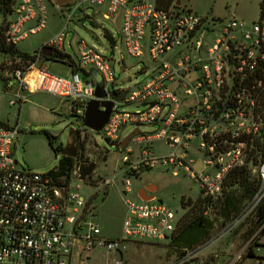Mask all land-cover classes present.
I'll return each instance as SVG.
<instances>
[{"label":"built area","instance_id":"2783aa9c","mask_svg":"<svg viewBox=\"0 0 264 264\" xmlns=\"http://www.w3.org/2000/svg\"><path fill=\"white\" fill-rule=\"evenodd\" d=\"M105 4L106 20L113 19L117 10L122 9L118 40L125 53L137 59L147 56L153 67L148 82L134 91L113 89L114 61L107 56L109 52L80 40L76 59L65 53V47L72 48L67 41L72 16ZM12 17L4 34L6 43L16 47L29 34L45 27L43 0H14ZM65 18V27L36 53L16 60L6 57L2 62L5 91L13 96L10 105L25 103L24 93L47 92L60 98L70 116L82 122L88 102L95 100L96 86L90 71L96 70L103 82V100L113 103L109 118L98 133L103 134L108 144L120 149L122 130L127 127L137 130L130 142L139 147L138 155L120 149L126 153L119 174L123 179L119 190L126 209L125 241H164L174 232L178 220L155 199L139 204L132 201L128 197L132 192L128 177H138L161 166L175 177L183 174L198 183L202 199L213 200L222 195L228 174L245 165L248 139L259 133V121L253 114L257 99L251 91L262 88L263 83L259 81L249 89L239 85L233 93L230 85L232 79L241 81L257 62L264 61V27L248 30L242 22L232 20L221 23L216 37L210 40L203 19L189 11L158 9L147 0H74ZM33 21L37 25L24 30ZM111 41L113 51L120 52L116 42L112 38ZM43 48L50 49L52 55L61 53L73 60L75 65L68 66V77L48 72L42 65ZM144 65L140 72L147 71ZM132 76L130 80L135 78ZM118 97L120 101L116 100ZM127 105L138 109L126 112L122 107ZM142 127L155 130L144 134L140 132ZM17 133V126L0 128V264H91L96 251L105 254L119 251L124 241L101 237L99 227L85 218L90 196L81 195L79 164L66 179L18 169L12 158ZM194 139L198 142L195 151L199 170L193 168ZM154 143H162L169 151L156 155ZM252 173L257 176L259 187L240 213L226 224L221 233L223 238L264 201V162L254 167ZM112 184L115 185V178L101 182L104 187ZM70 209L72 212L68 214ZM209 213L208 207L203 216ZM263 227L264 224L258 232ZM252 239L228 264L242 260ZM210 246L206 242L182 249L170 264H218L217 255H205Z\"/></svg>","mask_w":264,"mask_h":264},{"label":"rangeland","instance_id":"374dc122","mask_svg":"<svg viewBox=\"0 0 264 264\" xmlns=\"http://www.w3.org/2000/svg\"><path fill=\"white\" fill-rule=\"evenodd\" d=\"M153 3V0H147ZM261 0H173L172 5L178 6V12H191L204 20L203 28L207 30V37L214 39L218 33L221 23L236 21L242 22L246 29L252 30L254 26L264 27V13L260 9ZM45 7L46 25L36 34H29L25 40L20 42L16 48L23 53H34L47 43L53 36L61 31L66 24V9L59 8L53 0H43ZM106 4L102 7L86 8L84 14L76 12L68 26L69 36L72 48L65 47V53L76 59L78 42L83 40L89 46H96L103 52H109L107 56H112L113 71L115 73L114 90H126L128 88L134 91L143 87L152 74L153 67L147 56L143 59L132 58L125 53L124 48L119 44V34L122 25V9H118L111 20L105 19ZM168 10H174L170 7ZM13 20V17L3 18L0 16V26L5 22ZM37 25L36 21L25 25L24 30ZM110 38L116 42L118 51H113V45ZM123 55V59L121 58ZM7 56L0 57V65ZM145 64V65H144ZM48 68L52 75L66 78L69 75V67L57 62L55 59L45 60L42 64ZM147 68L146 72H140L139 69ZM135 75L133 80L130 77ZM111 88V91L113 90ZM27 100L21 106L18 104L11 106L10 101L13 96L10 91H5V84L2 80L0 70V122L9 127L17 126V136L12 147V158L17 161L18 169L28 170L37 174H48L54 170L60 159V152L66 144L68 130L70 128L78 131L83 142L82 154L90 162L95 163L96 167L90 178L79 181L82 187L81 195L90 196L85 211V218L95 223L103 236L109 240L124 241L120 250L109 252L107 254L96 251L92 257L91 264H170L177 258V254L171 247L170 239L164 241L151 242H126L123 233V223L126 216V209L119 187L122 184L121 160L125 156V150H120L116 146L108 144L103 134L84 129L82 122L74 116H70L69 110L63 101L47 92L24 93ZM126 112H134L138 108L135 105L122 107ZM259 125L263 123L259 120ZM133 127H127L122 130L121 139L126 138L133 132ZM155 127H142L141 133H152ZM44 132L49 133L53 138V147L59 148L58 152L50 147ZM198 142L196 139L191 144V154L196 160L194 169L199 170L198 156L195 146ZM126 150H131L134 155H138L139 147L133 142L126 146ZM153 150L156 155L167 153L169 149L162 143H154ZM115 178V185L101 186L103 180H112ZM131 183L132 192L129 198L135 203H141L137 197L138 190L147 185H154L156 192L154 198L156 203H162L170 209L176 220H179L186 212H189L191 206H188L187 200L195 201L201 197L199 184L179 174L173 176L161 166H156L151 170H146L140 176L128 177ZM237 195H240V188H232ZM235 190V191H234ZM155 191V188L152 189ZM182 200H185L182 203ZM264 202V201H263ZM246 203V202H245ZM244 203V204H245ZM185 204V205H182ZM72 209L68 214H71ZM254 211L235 231L226 237H221V233L227 223L217 217H211L213 220V229L208 235L206 241L209 242L210 248L224 245L225 242L233 243L237 240V235L241 242L237 245H243L249 242L252 236H256L260 227L255 229L251 236L249 232L253 229L255 221ZM252 227V228H251ZM105 238V239H106ZM262 240V241H261ZM257 242L258 246L249 244L254 251L262 250L264 254V235H261ZM233 246V245H232ZM209 248V249H210ZM226 248V244L224 245ZM249 248V247H248ZM236 248L228 249V257L221 260L218 264H228L234 259ZM247 252V251H246ZM243 255L242 260L235 264H259L257 258H250ZM257 253V252H256ZM216 254V253H215ZM75 264V263H72Z\"/></svg>","mask_w":264,"mask_h":264},{"label":"trees","instance_id":"16d2710c","mask_svg":"<svg viewBox=\"0 0 264 264\" xmlns=\"http://www.w3.org/2000/svg\"><path fill=\"white\" fill-rule=\"evenodd\" d=\"M13 1L14 0H0V16L4 19L12 17ZM153 4L156 8L162 10H168L172 7L175 11H178L179 8L176 5H172L173 0H153ZM71 7L72 4L62 8L69 10ZM260 9L263 14L264 0L260 1ZM8 23L9 21L0 26V57L7 56L8 58L14 60L19 58H28L31 54L23 53L15 46L8 45L6 43L4 33ZM54 59L57 62L66 64L67 66L75 65L73 60L61 53H54L51 55L50 60L54 61ZM44 60H46V58H44ZM1 66L2 64L0 65V70ZM75 71L86 75L85 72L79 71L76 68ZM232 81L230 85V92L232 93L236 87H239V85L249 89L251 86H255L259 81L263 83L262 88H257L251 91L252 95L257 99V104L253 112L254 117L258 121L261 120L263 125L260 127L259 133L255 137L248 139L245 165L241 168L232 170L228 174L225 180L223 193L219 198L208 200L199 197L195 201L182 200V203L184 201L187 202L188 206H191V209L177 221L175 230L169 237L171 247L174 249L177 256L180 254V250L182 249H191L202 244L206 241L208 235L212 231L214 219H209L208 216H203L204 209L209 207L211 217L215 216L221 219L222 222L228 223L240 213L242 207L245 205L244 203L253 197L259 187V180L257 176L252 173V169L264 162V61L257 62L256 67L252 71L247 72L246 78L241 81L240 79H232ZM2 127H7V125L0 122V128ZM44 134L47 137L50 147H53L54 138L47 132H44ZM82 149L83 144H79L74 158L62 157L58 166L49 174H54L55 177L59 179L68 178L76 164L84 163L85 159L81 152ZM59 150V148H54L55 152H58ZM234 187L240 188V195H237L233 192V190H230ZM262 224H264V202L260 204L255 212V221L252 226L253 229L249 231L251 236L254 234L253 232L255 229L260 227ZM261 235H264V227L257 233L256 236L253 237L251 241L252 245H257V240ZM246 256L250 258L254 257L252 246H249L247 249Z\"/></svg>","mask_w":264,"mask_h":264},{"label":"water","instance_id":"95a60500","mask_svg":"<svg viewBox=\"0 0 264 264\" xmlns=\"http://www.w3.org/2000/svg\"><path fill=\"white\" fill-rule=\"evenodd\" d=\"M53 2L56 4L57 7L62 8L67 5H70L74 2V0H53ZM41 54L49 60L52 55V51L47 48H43L41 50ZM90 77L95 82V100H91L88 102L84 116L82 121V127L84 129H87L92 132H100L103 128V126L106 124L113 103L109 101H104L105 94L102 90L103 82L101 79V76L98 74V72L94 69L90 71ZM133 78V76H131ZM123 96V95H122ZM117 101L121 100V97L116 98ZM137 133V130H134L133 133L129 134L126 138L122 139L120 142V149L126 148L130 140L134 137V135ZM79 137L78 131H76L73 128H70L68 130V135L66 138V146L61 150L60 154L62 157H70L74 158V152L72 149V144L77 142ZM72 138V139H71ZM70 151V152H69ZM96 164L90 163L89 165L80 164L78 167V174H79V180L84 181L87 177H89L95 170ZM155 188L154 185L141 189V194H138V199L140 201L146 202L152 199V196H147L146 194H153L152 189ZM143 195V196H142Z\"/></svg>","mask_w":264,"mask_h":264},{"label":"crops","instance_id":"0c3cea01","mask_svg":"<svg viewBox=\"0 0 264 264\" xmlns=\"http://www.w3.org/2000/svg\"><path fill=\"white\" fill-rule=\"evenodd\" d=\"M68 108V107H67ZM69 110V109H68ZM80 164H83V163H79V165ZM84 165H86V164H84ZM88 165V164H87ZM86 165V166H87ZM150 186H152V185H147V186H145L144 188H148V187H150ZM156 192V187H155V191H153V194H149V193H147L146 195L149 197V196H152V199H150L149 201H151V200H153V199H155L154 198V193ZM138 194H141V190H138V192H137V196H138ZM143 196V195H142ZM100 235H101V237H103V238H106L105 236H103L102 234H101V232H100ZM254 236H252L251 238H253ZM250 238V239H251ZM107 239V238H106ZM241 239V238H240ZM239 239V237H238V235H237V240L235 241V240H233V243H229V241H227V242H225V244H226V248H224V245L222 244H220V245H218V246H215L216 248H213V247H211L210 249H208L206 252H205V255H213V254H215V255H217L218 256V262H220L221 260L223 261V260H225L227 257H228V249L229 248H236V251L234 252L235 254L248 242H246V243H244L243 245H237V243L238 242H241V240ZM109 240V239H108ZM262 241V240H261ZM257 245L256 246H258V242L256 243ZM233 245V246H232ZM261 247H264V243H262V245H260ZM264 249V248H263ZM262 250H258L257 249V251H254V249H253V247H252V252H253V255H254V257L253 258H257L258 260H259V262H261L262 264H264V254H262V252H261ZM257 252V253H256Z\"/></svg>","mask_w":264,"mask_h":264},{"label":"flooded vegetation","instance_id":"af4514ba","mask_svg":"<svg viewBox=\"0 0 264 264\" xmlns=\"http://www.w3.org/2000/svg\"><path fill=\"white\" fill-rule=\"evenodd\" d=\"M72 139V138H71ZM79 144H83V142H82V140H81V137H80V135H79V137H78V140H77V142H75V143H73L72 144V149H73V152H74V156L76 155V153H77V148L79 147ZM66 146V145H65ZM64 146V147H65ZM70 152V151H69ZM84 163L83 164H90L89 162H90V160L86 157V156H84ZM92 175V174H91ZM90 175V176H91ZM90 176L89 177H87L86 179H88V178H90Z\"/></svg>","mask_w":264,"mask_h":264}]
</instances>
